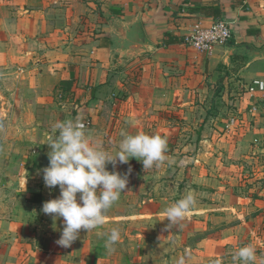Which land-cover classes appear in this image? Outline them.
Masks as SVG:
<instances>
[{
    "label": "crops",
    "instance_id": "obj_1",
    "mask_svg": "<svg viewBox=\"0 0 264 264\" xmlns=\"http://www.w3.org/2000/svg\"><path fill=\"white\" fill-rule=\"evenodd\" d=\"M24 1L27 6L22 7V12L27 15L31 33H42L46 27L44 19L31 18L54 15V10L48 8L46 0ZM73 1L72 14L79 17L94 15L95 1L102 3L103 25L98 29L100 32L88 40L87 36H78V39L82 38L76 47L80 52L84 49L98 58L114 50L126 54L134 49L143 55L152 49L153 58L157 59L155 64L164 66L167 63L159 59L181 43H163V39L168 38L166 33L167 36L181 38L198 21L205 25L220 19L229 24L231 38L226 45L207 52L205 63L208 66L222 65L224 72L229 71L231 75L248 81L246 86L253 79L264 80V0ZM53 2L59 3V0ZM202 6L206 9L202 10ZM113 19L117 20L116 24H111ZM89 27L85 30L93 35L94 30ZM44 47V37L40 40L34 35L28 38L22 62L12 64L17 69L10 72L16 79L20 77L18 84L21 87L13 89L9 98L0 101V123L11 129L8 135L0 136V264H147L137 243L139 233H135L134 238L130 237L131 242H136H132V250L128 254L115 252L114 258L109 261L100 258L105 257V250L92 247L88 240L83 239L81 241L85 243L76 245L72 243L68 248L56 243L63 228V218L53 219L42 212L44 202L60 195L58 186L49 189L43 181V169L49 164L50 147L46 143L52 134V125L57 120L82 117L86 122V131L94 139L102 141L105 150L112 154L118 151L116 143L119 146L122 132L147 134L148 131L141 129L137 120L135 125L118 122L113 126L111 122L103 121L101 111L107 110L106 81L110 75L111 58L104 57L100 63L97 58L91 60L76 54L74 61L78 66L75 75L66 78L71 81L60 84L52 75L50 87H47L44 53L34 56V49L41 54ZM140 58L143 62L142 57H136L135 61ZM19 65L21 67H16ZM142 67L137 77L147 81L146 85L136 87L132 92L137 96H168V88H154L148 83L167 81L165 73L150 72L146 64ZM246 86L227 120L215 119L213 139L203 137L201 140L213 144V152H200L192 157L168 153L165 154L166 164L161 166L162 171L173 173L178 170V161L195 162L186 171L182 169L189 178L187 188L208 193L211 199V202L199 205L204 215L197 222L215 226L213 233L195 241L192 256L199 262L214 259L224 264L227 260L233 261L232 254L239 247L256 242L264 249V92H257L252 97L246 92ZM52 88L58 98L66 97L64 104L56 103ZM0 98H4L1 92ZM253 103L257 110L252 112L250 106ZM144 105L145 102L138 103L135 112H140ZM232 117L235 118L233 124L229 122ZM18 122L25 123L22 136L14 130V127L18 128ZM134 160L137 159L129 158L126 164L117 162L115 169L108 163L106 168L110 172L115 170L121 175L127 174L128 178H138L143 175L142 166ZM15 165L21 166L17 176ZM158 168L154 165L147 170L155 172ZM191 174L194 180H191ZM14 178H17V208L20 207V210L16 209V192L13 183H10ZM191 183H196L198 187ZM209 183L211 187L206 186ZM127 186L125 192H128ZM125 197L121 195L119 200ZM207 211H213V214L208 215ZM136 217L142 215L137 214ZM105 218H111V214L108 213ZM191 223L189 221L188 225ZM191 235L186 232L183 237ZM64 257H71V260L66 262Z\"/></svg>",
    "mask_w": 264,
    "mask_h": 264
},
{
    "label": "rangeland",
    "instance_id": "obj_2",
    "mask_svg": "<svg viewBox=\"0 0 264 264\" xmlns=\"http://www.w3.org/2000/svg\"><path fill=\"white\" fill-rule=\"evenodd\" d=\"M53 1L46 0L48 8L54 10V15L45 18H31L34 20L44 19L46 25L42 33L33 34L29 28L30 22L27 20V15L22 12V7L26 8L27 2L24 0H0V92L4 95L0 101L9 98L13 89L21 87L18 84L20 77L16 79L10 72L17 69L12 64L18 65L17 61L22 62L26 41L32 35L39 40L44 37L45 49H41V54H38V50L34 49V56H42L44 53L47 87H50L52 75L60 84L63 82L67 84L71 81L66 78H72L75 75V68L78 66V63L74 61L76 54L91 60L97 58L84 49L85 52H80L76 47L79 45L78 41L82 40V38L78 39V36H87L88 40L95 38L94 35L100 32L98 29L100 30L103 25L102 3L95 1L94 15L79 17L72 14L74 11L73 0H59V3ZM32 4H34L33 1ZM60 4L62 5L60 6ZM115 22L117 23V20H111V24H116ZM193 25L186 34L191 33ZM89 26H92L94 30L93 35L85 30V28L88 30ZM129 51L123 54L120 50H114L111 51V54L100 55L97 58L100 63L103 62L104 57L112 59L111 67L108 69L110 75L106 81L108 85L105 95L107 110L101 111L103 121L105 123L109 121L113 126V123L117 125L118 122L135 125V120H137L141 129L144 131L147 129V134H159L167 139L168 151L166 154L171 153L179 156L187 154L192 157L200 152H213V144L210 145L201 140L203 137L213 139L215 119L227 120L232 108L236 106L235 103L240 94L245 92L248 81L231 75L229 71L224 72L222 65L208 66L205 63L207 53L199 54L184 39L159 59L164 64L167 63L164 66L155 64L157 59L153 58L152 49L147 50L143 55L138 54L134 49ZM136 57H142L143 62L141 58L135 61ZM153 63L154 65H151ZM141 64L142 66L148 65L150 72L165 73V76L168 77L167 81H148V83L153 84L154 88H168L170 91L168 96H137L135 92H132L136 90V87L146 85L147 82H143L140 77H137L143 69ZM16 67H21V65ZM101 67L103 68V66ZM124 74L131 78L125 77ZM52 90L54 97L56 95V103L60 105L63 102L64 104L66 97L58 98L54 88ZM141 102H145L144 107L140 112H135L136 105ZM24 125L25 123L18 122V128L14 127L15 133L22 136L25 131ZM9 131H11L10 127L0 123V136L8 135ZM116 144L118 148V143ZM134 161L142 166L143 175L138 178H128V192L121 194L126 196L125 201L119 200L108 210L107 214L110 213L111 218H105L103 225L88 232L81 230L79 240L74 241L73 244L85 243L81 241L83 239L88 240L92 247L104 249L105 257L100 258L109 261L114 258L115 252L128 254L132 250V242H136L135 240L131 242L130 237L139 233L137 243L140 245L147 264H177L182 257L185 264H213L216 261L214 259L208 262H199L192 256L195 241L215 230L213 224L205 225L197 222V219L204 215L199 205L206 201L211 202V199H209L208 193L194 192L190 186L187 188L189 178L185 171L186 168L193 167L195 162L183 163L180 160L178 161L179 165H176L178 170L171 173L161 170V166L166 164V159L158 165L159 168L155 172L144 170L141 161ZM184 168L185 171H182ZM14 169L17 171L21 169V166L15 165ZM17 174L18 171L16 176ZM191 180H194L193 176ZM10 183H13L16 192V209L20 210V207L17 208L19 202L17 178H14ZM191 184L198 187L196 183ZM211 185L209 183L206 186L211 187ZM188 192L195 195L196 206L181 221L169 224L165 218V209ZM207 213L212 215L213 211H207ZM137 214L142 217H136ZM189 221L192 222L191 225H188ZM113 227L121 230V240L115 245L113 251H109L105 244L107 234ZM246 231L248 230L246 229ZM186 232L192 234L191 237L184 238L183 234ZM251 245L256 249L254 264H264V249L260 243L256 242ZM65 259L66 262H69L71 257H64ZM232 263L233 261L227 260L224 264Z\"/></svg>",
    "mask_w": 264,
    "mask_h": 264
},
{
    "label": "clouds",
    "instance_id": "obj_3",
    "mask_svg": "<svg viewBox=\"0 0 264 264\" xmlns=\"http://www.w3.org/2000/svg\"><path fill=\"white\" fill-rule=\"evenodd\" d=\"M118 151L110 153L103 142L86 131L82 117L57 120L46 143L50 147L49 164L43 169V181L49 189L59 187L60 195L43 203L42 212L53 219L63 218V228L56 243L68 248L76 241L81 230L86 232L105 223V216L119 201L128 183L127 174L121 175L106 168L108 163L126 164L129 158L142 162L143 169L158 166L166 159L167 139L159 134L121 133ZM131 169H129V172ZM192 192L165 209L169 224H176L196 206ZM121 240V230L113 227L106 239V248L113 251ZM233 264H254L256 249L251 244L239 247L232 254ZM177 264H185L180 258ZM213 264H221L216 260Z\"/></svg>",
    "mask_w": 264,
    "mask_h": 264
},
{
    "label": "built area",
    "instance_id": "obj_4",
    "mask_svg": "<svg viewBox=\"0 0 264 264\" xmlns=\"http://www.w3.org/2000/svg\"><path fill=\"white\" fill-rule=\"evenodd\" d=\"M231 38V29L227 22L217 19L213 20L208 24H202L201 22H196L193 25L191 33L183 36V39L189 43L197 52L207 53L212 48L217 46L226 45ZM246 92L250 96H254L257 92H264V80L253 79L246 86ZM257 106L253 103L250 106V111H256ZM229 122L233 124L235 118L229 119ZM85 126H86V122Z\"/></svg>",
    "mask_w": 264,
    "mask_h": 264
},
{
    "label": "trees",
    "instance_id": "obj_5",
    "mask_svg": "<svg viewBox=\"0 0 264 264\" xmlns=\"http://www.w3.org/2000/svg\"><path fill=\"white\" fill-rule=\"evenodd\" d=\"M201 9L202 10H205L206 9V7L205 6H202L201 7ZM217 12V11H216ZM215 17V16H214ZM166 35V37H168V38H164L163 39V43H166V44H168V43H180V42H182L183 41V37H174V36H167L168 34L166 33L165 34Z\"/></svg>",
    "mask_w": 264,
    "mask_h": 264
}]
</instances>
